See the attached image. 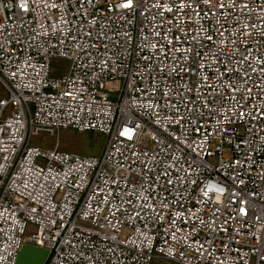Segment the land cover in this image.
<instances>
[{"label": "built area", "instance_id": "1", "mask_svg": "<svg viewBox=\"0 0 264 264\" xmlns=\"http://www.w3.org/2000/svg\"><path fill=\"white\" fill-rule=\"evenodd\" d=\"M0 86V264H264V0H0Z\"/></svg>", "mask_w": 264, "mask_h": 264}, {"label": "rangeland", "instance_id": "2", "mask_svg": "<svg viewBox=\"0 0 264 264\" xmlns=\"http://www.w3.org/2000/svg\"><path fill=\"white\" fill-rule=\"evenodd\" d=\"M51 75H59L66 71L68 63L62 59H52L50 61ZM7 97L6 92L0 86V98ZM106 137L92 132H77L75 130L39 131L34 130L30 135V145L41 150L57 149L80 156H99L102 153ZM33 227L27 228V233L34 232ZM150 264H167L152 261Z\"/></svg>", "mask_w": 264, "mask_h": 264}, {"label": "water", "instance_id": "3", "mask_svg": "<svg viewBox=\"0 0 264 264\" xmlns=\"http://www.w3.org/2000/svg\"><path fill=\"white\" fill-rule=\"evenodd\" d=\"M47 251L38 247L24 245L17 255L15 264H44Z\"/></svg>", "mask_w": 264, "mask_h": 264}]
</instances>
